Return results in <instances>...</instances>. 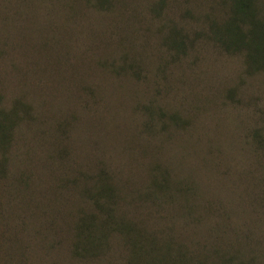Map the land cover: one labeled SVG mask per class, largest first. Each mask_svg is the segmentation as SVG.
<instances>
[{"label":"rangeland","instance_id":"rangeland-1","mask_svg":"<svg viewBox=\"0 0 264 264\" xmlns=\"http://www.w3.org/2000/svg\"><path fill=\"white\" fill-rule=\"evenodd\" d=\"M94 3L0 0V264H264V57L226 45L232 0Z\"/></svg>","mask_w":264,"mask_h":264},{"label":"trees","instance_id":"trees-1","mask_svg":"<svg viewBox=\"0 0 264 264\" xmlns=\"http://www.w3.org/2000/svg\"><path fill=\"white\" fill-rule=\"evenodd\" d=\"M110 1L111 0H96L94 5L96 7L108 9L110 7ZM230 12L229 19L223 26L226 45L233 44V46L237 45L248 50L250 62L264 57V23L260 17V5L258 0H232ZM11 118L10 115H7V113L0 108V146L3 148L9 142L14 126ZM83 227L84 226L81 225L80 228L83 232V238L87 239L89 244H91V240H94L96 237L92 235L89 230L90 228H87L89 232L85 234ZM97 227L98 225H96L95 228ZM166 246L172 247V244L168 243ZM141 247L143 246L138 244V249L140 250L139 255L143 257L148 251L147 249H140ZM162 254L163 258L171 256L170 250L167 248ZM197 254L190 252V256L186 255L185 257L178 254L181 257L178 260L183 264H249V261L237 257L238 254L235 252L227 256H218L217 251L211 250V252L208 253V257L205 259L198 258ZM208 258L211 259L210 262L206 260Z\"/></svg>","mask_w":264,"mask_h":264}]
</instances>
